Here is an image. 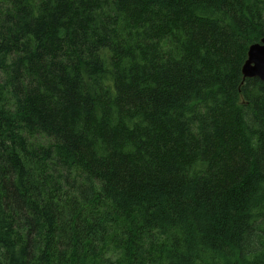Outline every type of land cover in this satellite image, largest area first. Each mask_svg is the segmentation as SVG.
I'll use <instances>...</instances> for the list:
<instances>
[{
  "label": "trees",
  "instance_id": "16d2710c",
  "mask_svg": "<svg viewBox=\"0 0 264 264\" xmlns=\"http://www.w3.org/2000/svg\"><path fill=\"white\" fill-rule=\"evenodd\" d=\"M264 0H0V264H264Z\"/></svg>",
  "mask_w": 264,
  "mask_h": 264
},
{
  "label": "water",
  "instance_id": "95a60500",
  "mask_svg": "<svg viewBox=\"0 0 264 264\" xmlns=\"http://www.w3.org/2000/svg\"><path fill=\"white\" fill-rule=\"evenodd\" d=\"M244 81L259 79L264 83V38L249 48L248 59L242 68Z\"/></svg>",
  "mask_w": 264,
  "mask_h": 264
},
{
  "label": "bare ground",
  "instance_id": "6f19581e",
  "mask_svg": "<svg viewBox=\"0 0 264 264\" xmlns=\"http://www.w3.org/2000/svg\"><path fill=\"white\" fill-rule=\"evenodd\" d=\"M245 82V81H244Z\"/></svg>",
  "mask_w": 264,
  "mask_h": 264
}]
</instances>
